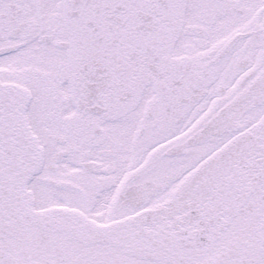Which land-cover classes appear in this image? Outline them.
<instances>
[{
  "label": "snow or ice",
  "instance_id": "snow-or-ice-1",
  "mask_svg": "<svg viewBox=\"0 0 264 264\" xmlns=\"http://www.w3.org/2000/svg\"><path fill=\"white\" fill-rule=\"evenodd\" d=\"M0 264H264V0H0Z\"/></svg>",
  "mask_w": 264,
  "mask_h": 264
}]
</instances>
